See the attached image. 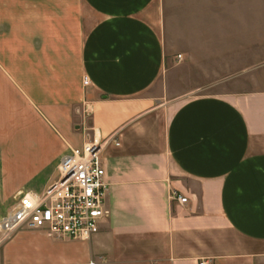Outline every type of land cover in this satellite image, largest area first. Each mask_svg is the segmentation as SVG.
I'll return each mask as SVG.
<instances>
[{"label":"crops","instance_id":"0c3cea01","mask_svg":"<svg viewBox=\"0 0 264 264\" xmlns=\"http://www.w3.org/2000/svg\"><path fill=\"white\" fill-rule=\"evenodd\" d=\"M172 8L223 24L226 92L158 84ZM93 138L110 140L98 234L20 231L0 264H264V0H0V200L41 195Z\"/></svg>","mask_w":264,"mask_h":264},{"label":"built area","instance_id":"2783aa9c","mask_svg":"<svg viewBox=\"0 0 264 264\" xmlns=\"http://www.w3.org/2000/svg\"><path fill=\"white\" fill-rule=\"evenodd\" d=\"M82 82L84 86L90 84L87 77ZM92 140L69 149L60 160L57 178L41 195L27 193L13 199L12 208L0 217V247L20 231L79 242H87L98 234L99 222L108 215L101 154L110 140ZM171 196L181 205L187 203L185 197L175 193ZM198 264L209 263L204 260Z\"/></svg>","mask_w":264,"mask_h":264},{"label":"rangeland","instance_id":"374dc122","mask_svg":"<svg viewBox=\"0 0 264 264\" xmlns=\"http://www.w3.org/2000/svg\"><path fill=\"white\" fill-rule=\"evenodd\" d=\"M171 8V7H170ZM177 12L175 13V15ZM186 16L187 18H184ZM189 17L188 9H182L181 18L174 17V10L167 13V28L164 31L167 50L175 51L174 66L166 68L158 84H166L167 97H191L194 95H214L226 92V80L240 70L226 69L225 48L223 45L222 23H191L196 19ZM234 27H231V30ZM196 54L194 66L179 68L180 54ZM199 53L201 55H199ZM179 57V58H178ZM193 59V60H194ZM191 91V92H189ZM80 146V144H77ZM81 147V146H80ZM27 173L10 176V191L26 183ZM13 199L0 200V214L13 206Z\"/></svg>","mask_w":264,"mask_h":264}]
</instances>
